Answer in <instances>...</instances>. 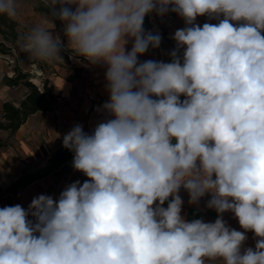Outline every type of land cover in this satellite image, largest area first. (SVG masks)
Here are the masks:
<instances>
[{
  "label": "clouds",
  "instance_id": "9594fccd",
  "mask_svg": "<svg viewBox=\"0 0 264 264\" xmlns=\"http://www.w3.org/2000/svg\"><path fill=\"white\" fill-rule=\"evenodd\" d=\"M43 3L67 44L51 18L18 49L104 65L109 99L91 133L76 124L62 137L87 180L0 207V264H264V0ZM169 12L185 23L170 62L141 61L162 39L145 17ZM0 15L17 17V0H0ZM181 189L190 205L210 196L215 221L186 219Z\"/></svg>",
  "mask_w": 264,
  "mask_h": 264
},
{
  "label": "crops",
  "instance_id": "0c3cea01",
  "mask_svg": "<svg viewBox=\"0 0 264 264\" xmlns=\"http://www.w3.org/2000/svg\"><path fill=\"white\" fill-rule=\"evenodd\" d=\"M172 15L169 17V15ZM158 16L151 14L145 17L144 28L152 31L151 22ZM160 23L161 44L157 49H149L140 60H163L170 62V52L175 48V41L172 39L175 31L185 26L184 20L175 13L169 12L163 17H158ZM216 23V20H209L206 16L198 17L196 23ZM153 32V31H152ZM67 43V40L65 38ZM131 45H128L130 49ZM89 65L87 61H84ZM91 88L87 86L86 97L81 100H74L72 97L73 81L69 80L65 73H53L49 77L50 88L55 95V101L51 110H38L31 113L20 127L11 132L9 129L0 128V207L20 204L25 209L34 197L40 194L51 195L54 199L65 187L77 180L81 184L88 178L81 172L75 171L72 167L73 156L69 158L59 168L51 171L30 184L22 187L16 194H11L8 190L15 180L26 173L41 172L55 156L56 152L63 148L62 137L76 124H82L85 132L91 133L97 122L105 118V114L98 112L97 108L108 99L105 88L104 65H96L91 68ZM4 74L0 75L3 78ZM0 91V116H2L3 102L13 101L17 106L28 93L27 87L21 84L11 86L3 84ZM19 92V93H18ZM95 96L94 100L89 99V95ZM79 102V104H78ZM77 105V107H76ZM12 177V181L10 180ZM180 196L184 203L182 214L186 219H202L205 222H214L217 213L213 209L206 207V202L210 196L202 198L198 205L188 203L189 196L184 190H180ZM223 219L227 225L238 231L240 228L238 220L230 212L223 214ZM244 247H254V234L248 232ZM207 264H216L215 261H208Z\"/></svg>",
  "mask_w": 264,
  "mask_h": 264
},
{
  "label": "rangeland",
  "instance_id": "374dc122",
  "mask_svg": "<svg viewBox=\"0 0 264 264\" xmlns=\"http://www.w3.org/2000/svg\"><path fill=\"white\" fill-rule=\"evenodd\" d=\"M17 3L18 15L15 18H11L16 22L14 30L0 21V75L8 74L14 76L16 72H21L26 74L27 77L25 78L31 80L40 88H43L46 79H48V85H51L49 83V77L53 76V73L57 72L63 75L65 73V76L73 81V101L75 99L79 101L81 97H86L87 86H89L91 90L93 89L91 88L92 80L90 79L92 76V69H90L91 65H86L84 62L79 63L71 59V51H69L68 54L61 53V57H57L50 62H41L29 58L18 49L16 45L17 38L14 36L15 32H17L19 36L37 25L46 29H51V18L55 24V28L51 30L53 35L60 34L61 38L64 40V44L66 45L67 43L63 37L62 23L58 19L52 17L51 11L45 7L43 0H17ZM91 68L93 67L91 66ZM2 85L3 82L1 78L0 87H2ZM21 85L22 87H27L24 84ZM27 89L29 91L28 87ZM0 91L2 92V88H0ZM55 100L54 97V101ZM10 180H13L12 177H10Z\"/></svg>",
  "mask_w": 264,
  "mask_h": 264
},
{
  "label": "trees",
  "instance_id": "16d2710c",
  "mask_svg": "<svg viewBox=\"0 0 264 264\" xmlns=\"http://www.w3.org/2000/svg\"><path fill=\"white\" fill-rule=\"evenodd\" d=\"M0 21L7 24L14 30L15 21L7 16L0 15ZM15 38H18L17 32H15ZM69 51H62L64 54H68ZM26 74L16 72L14 76L4 75L2 78L3 84L11 86L24 84L29 88L25 98L17 106L14 102L6 100L3 102L2 116H0V128L9 129L11 132L16 131L20 125L27 119V117L38 110H51L54 102V94L50 86L48 85V79L44 81L43 88L33 83L31 80L25 78ZM73 156V153L66 148H62L57 151L55 156L52 157L49 163L43 168L41 172L26 173L15 180L9 187L11 194H16L19 189L30 184L36 179L51 173V171L59 168L69 158ZM12 199L10 198L9 206Z\"/></svg>",
  "mask_w": 264,
  "mask_h": 264
},
{
  "label": "built area",
  "instance_id": "2783aa9c",
  "mask_svg": "<svg viewBox=\"0 0 264 264\" xmlns=\"http://www.w3.org/2000/svg\"><path fill=\"white\" fill-rule=\"evenodd\" d=\"M172 15L170 14L169 17H171ZM159 17V16H158ZM158 17L156 19H154L152 22H151V28H152V31L153 32H159L160 31V23L159 20H158ZM93 68L96 67V65H91ZM89 99L91 100H94L95 99V96L90 94L89 95Z\"/></svg>",
  "mask_w": 264,
  "mask_h": 264
}]
</instances>
